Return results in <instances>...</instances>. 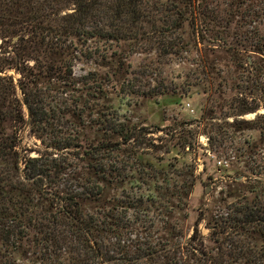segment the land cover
I'll use <instances>...</instances> for the list:
<instances>
[{
  "label": "trees",
  "instance_id": "trees-1",
  "mask_svg": "<svg viewBox=\"0 0 264 264\" xmlns=\"http://www.w3.org/2000/svg\"><path fill=\"white\" fill-rule=\"evenodd\" d=\"M259 108L264 0H0V264H264Z\"/></svg>",
  "mask_w": 264,
  "mask_h": 264
},
{
  "label": "rangeland",
  "instance_id": "rangeland-1",
  "mask_svg": "<svg viewBox=\"0 0 264 264\" xmlns=\"http://www.w3.org/2000/svg\"><path fill=\"white\" fill-rule=\"evenodd\" d=\"M214 2H216L217 0H213ZM219 2L222 1H227V0H218ZM135 62H139L141 61V55H136L133 57ZM86 67L85 65L82 64H78L76 66V71L78 73H84L86 71ZM88 69V68H87ZM199 98H197V102H199ZM167 101H169V98H164V102L167 103ZM170 103V102H168ZM191 103V102H190ZM163 105V103H161ZM161 104H156L154 103V101H148L145 105L142 106V108L140 109V111L143 112V114H146L147 120L146 123L147 124H152V123H159V124H168L172 121V118L177 115L178 117L181 115V113H179V108L177 106H167L164 107V109L161 108ZM191 106L194 107L195 112L193 113L194 116H198L200 114V110L194 106L191 103ZM264 109L263 108H259L256 112H249V113H245L244 115H242L245 118H253L255 117L256 113L258 112H262ZM183 113V112H182ZM163 114L165 115V118L163 120ZM161 133V132H160ZM22 145L23 147L26 148H32V147H36V145H39V140L36 139L34 136H32L28 129H23L22 130ZM200 142L202 143V145H207V139L204 135L200 136ZM199 153H201V149H199L198 151ZM173 154H177V156H179L180 158H186L188 160H190L192 157L195 156V154L193 152L188 151V153L185 154H181V153H177L176 150L172 151L170 154H168V156H171ZM197 162V173L200 174L202 173V167H203V158H198L196 159ZM239 178L237 179H241L240 176H238ZM200 180L202 181L201 183H198V185L196 186V189L194 191V194L192 196V203L195 204L197 203L198 200H200L205 193H214L218 187H222L225 185V183L228 181V177L226 175H222L221 173H216L214 179L211 181L209 179H207V175H202L200 177ZM206 181H208L209 183H207ZM205 198V196H204ZM193 216H196V212L193 213ZM203 233L207 234L208 230L206 228L203 227Z\"/></svg>",
  "mask_w": 264,
  "mask_h": 264
},
{
  "label": "water",
  "instance_id": "water-1",
  "mask_svg": "<svg viewBox=\"0 0 264 264\" xmlns=\"http://www.w3.org/2000/svg\"><path fill=\"white\" fill-rule=\"evenodd\" d=\"M237 178H239V177H237Z\"/></svg>",
  "mask_w": 264,
  "mask_h": 264
}]
</instances>
